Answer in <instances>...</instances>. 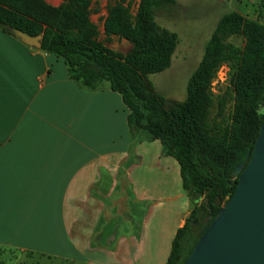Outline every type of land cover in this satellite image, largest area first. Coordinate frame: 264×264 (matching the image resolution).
I'll return each mask as SVG.
<instances>
[{
	"label": "crops",
	"instance_id": "obj_1",
	"mask_svg": "<svg viewBox=\"0 0 264 264\" xmlns=\"http://www.w3.org/2000/svg\"><path fill=\"white\" fill-rule=\"evenodd\" d=\"M127 112L106 83L80 87L61 57L0 28L1 248L165 263L190 199L159 141L131 139Z\"/></svg>",
	"mask_w": 264,
	"mask_h": 264
},
{
	"label": "trees",
	"instance_id": "obj_2",
	"mask_svg": "<svg viewBox=\"0 0 264 264\" xmlns=\"http://www.w3.org/2000/svg\"><path fill=\"white\" fill-rule=\"evenodd\" d=\"M113 0L106 6L105 41L115 36L130 50L114 51L97 39L90 0H0V28L40 34L39 50L61 57L69 79L86 90L106 83L127 108L131 139L158 140L178 165L181 186L193 206L171 241L164 264H181L201 232L233 192V169L250 153L264 112V24L235 11L222 14L187 79L183 101L167 104L147 75L166 69L177 44L174 32L154 20L175 0ZM238 36L242 46L228 39ZM231 68L230 121L207 123L213 105L208 86L221 64ZM246 162H244V165ZM196 225V227H194Z\"/></svg>",
	"mask_w": 264,
	"mask_h": 264
},
{
	"label": "rangeland",
	"instance_id": "obj_3",
	"mask_svg": "<svg viewBox=\"0 0 264 264\" xmlns=\"http://www.w3.org/2000/svg\"><path fill=\"white\" fill-rule=\"evenodd\" d=\"M45 1L51 5L61 2V0ZM90 1L89 17L97 27V39L103 41L109 48L125 53L129 48L125 40L111 37L105 41L103 35L102 21L106 14V6L113 0ZM137 2L138 0L131 1L132 13ZM229 11H235L244 18L264 24V0H175V4L170 8L156 12L155 22L177 36V44L169 66L161 72L147 75L153 90L162 96L167 104L185 99L187 79L197 66L218 18ZM228 40L236 46H242L243 43L241 37L238 36H232ZM223 65L226 67L225 79L219 81L213 76L208 86L213 101L207 115V123L211 127L223 126L230 121L232 91L229 78L231 68L228 64L223 63ZM192 206L193 203L190 201V210ZM0 264L81 263L0 247Z\"/></svg>",
	"mask_w": 264,
	"mask_h": 264
},
{
	"label": "water",
	"instance_id": "obj_4",
	"mask_svg": "<svg viewBox=\"0 0 264 264\" xmlns=\"http://www.w3.org/2000/svg\"><path fill=\"white\" fill-rule=\"evenodd\" d=\"M8 30L23 44L39 48L40 34ZM232 176L237 177L233 192L181 264H264V112L253 147Z\"/></svg>",
	"mask_w": 264,
	"mask_h": 264
},
{
	"label": "built area",
	"instance_id": "obj_5",
	"mask_svg": "<svg viewBox=\"0 0 264 264\" xmlns=\"http://www.w3.org/2000/svg\"><path fill=\"white\" fill-rule=\"evenodd\" d=\"M225 72H226V67L221 64L216 68L214 77H217L219 81H223L225 79Z\"/></svg>",
	"mask_w": 264,
	"mask_h": 264
}]
</instances>
